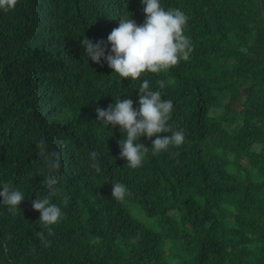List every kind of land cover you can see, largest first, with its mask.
<instances>
[{
	"label": "trees",
	"instance_id": "16d2710c",
	"mask_svg": "<svg viewBox=\"0 0 264 264\" xmlns=\"http://www.w3.org/2000/svg\"><path fill=\"white\" fill-rule=\"evenodd\" d=\"M160 4L188 17L193 51L138 80L93 62L81 41L103 40L110 54L119 19L146 21L142 0H18L0 11V190L25 197L15 214L0 197V264H264V0ZM145 79L173 102L169 124L185 141L153 155L156 137H140L149 152L132 169L120 156L126 133L95 109L120 98L138 110ZM41 139L62 153L58 171L38 154ZM49 175L62 216L45 226L32 204Z\"/></svg>",
	"mask_w": 264,
	"mask_h": 264
},
{
	"label": "clouds",
	"instance_id": "9594fccd",
	"mask_svg": "<svg viewBox=\"0 0 264 264\" xmlns=\"http://www.w3.org/2000/svg\"><path fill=\"white\" fill-rule=\"evenodd\" d=\"M18 0H0V11L8 12L15 9ZM146 21L143 25L128 17L119 19V26L111 31L107 37L111 44V52L106 55L107 47L103 40L93 43L85 38L81 41L86 56L99 64L102 58L108 66L123 79H140L145 72L161 73L167 71L180 63L187 61L193 51L190 39L185 35L188 17L179 9L165 10L160 0H142ZM160 88L164 82L157 81ZM139 109L133 108L131 99L115 101L114 105L108 108L95 109L97 119L107 126L119 125L126 138L119 141L121 146V158L127 159L128 167L135 169L142 165L144 157L149 152V148L139 143L142 136L156 139L152 142V154L156 155L162 151H167L170 146H181L185 141L184 131H174L169 124L173 111V102L162 99L160 91L150 90L149 81L143 80L139 87ZM161 133H170L168 136H160ZM36 148L38 154L46 157L47 166L50 170L58 171L61 167L60 151L47 153L46 142L41 139L37 141ZM93 161L96 160V152L90 153ZM92 167L96 172H100L98 163H93ZM57 180L49 175L42 181L47 189V195L38 197L32 204L34 210L40 213V222L45 226L57 224L62 216L61 208L52 202L53 197L61 194V190L56 187ZM130 195L126 185L122 183L113 184L112 197L118 201H123ZM0 197H3V204L8 211L15 214L19 209L21 201L25 199L23 193L14 190L5 183L0 190ZM68 197H63L65 205ZM49 236L53 234L52 228H47ZM39 240L50 246L51 241L46 240L43 231L37 232Z\"/></svg>",
	"mask_w": 264,
	"mask_h": 264
},
{
	"label": "rangeland",
	"instance_id": "374dc122",
	"mask_svg": "<svg viewBox=\"0 0 264 264\" xmlns=\"http://www.w3.org/2000/svg\"><path fill=\"white\" fill-rule=\"evenodd\" d=\"M134 213L137 214L138 212L135 210ZM140 218H142V217H140Z\"/></svg>",
	"mask_w": 264,
	"mask_h": 264
}]
</instances>
